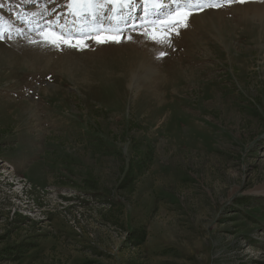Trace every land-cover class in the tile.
Wrapping results in <instances>:
<instances>
[{
    "label": "rangeland",
    "instance_id": "374dc122",
    "mask_svg": "<svg viewBox=\"0 0 264 264\" xmlns=\"http://www.w3.org/2000/svg\"><path fill=\"white\" fill-rule=\"evenodd\" d=\"M259 1L198 12L169 46L143 0L119 43L81 34L69 0H0V264H264ZM163 3L156 27L183 1ZM57 17L87 47L30 42Z\"/></svg>",
    "mask_w": 264,
    "mask_h": 264
},
{
    "label": "snow or ice",
    "instance_id": "6c2138e0",
    "mask_svg": "<svg viewBox=\"0 0 264 264\" xmlns=\"http://www.w3.org/2000/svg\"><path fill=\"white\" fill-rule=\"evenodd\" d=\"M248 0H183V4L177 6L176 11L167 12L164 15L170 19H165L160 27H156L154 22H149L151 30L145 32L150 39L160 44L171 45L172 35H179L180 31L177 27H187L189 20L198 12H202L207 8H224L231 7L234 3L244 4ZM133 0H69L68 10L69 15L72 16L73 26L78 27L79 31H85L89 34H95L98 43L104 42H121L122 30L119 24L125 20L124 11L129 9ZM145 6V17L154 15L164 7L163 0H143ZM110 8L109 15L110 23L105 25L101 22V17L105 15V9ZM52 23L57 24L61 28L57 32ZM175 29L174 32H169L168 27ZM68 28L67 23H61L60 18L57 17L55 22H49L47 26L41 27L38 35L41 37L40 41H30L31 43H51L53 46L60 47L61 44L69 47L83 48L87 45L82 40H76L73 43L71 35H65L63 29ZM7 31L0 24V36ZM69 33L71 29H68ZM126 39L131 40L129 35ZM166 53L160 52L162 58Z\"/></svg>",
    "mask_w": 264,
    "mask_h": 264
},
{
    "label": "bare ground",
    "instance_id": "6f19581e",
    "mask_svg": "<svg viewBox=\"0 0 264 264\" xmlns=\"http://www.w3.org/2000/svg\"><path fill=\"white\" fill-rule=\"evenodd\" d=\"M181 1H183V0H181ZM262 1H264V0H262ZM251 2H254V3H259L260 1L259 0H251ZM247 3V2H246ZM245 8V7H244ZM250 11H251V9L249 8V7H246V10L244 9V13L246 14V13H249L250 14ZM138 13V12H137ZM202 15V14H201ZM254 15H257L255 12L253 13V16ZM248 16V15H247ZM197 18H199V17H197ZM102 23H104L105 25H107L108 23H105V21H106V18H103L102 17ZM152 20H150V19H146V20H142V22H141V25L142 26H149L150 24H149V22H151ZM136 26V25H135ZM125 27H126V25L125 24H123L122 25V23H120L119 24V28L122 30V29H125ZM128 27V26H127ZM79 33V32H78ZM81 34H85V33H87V32H85V31H81L80 32ZM264 34V33H263ZM134 55V54H133ZM132 56V55H131ZM136 57V56H135ZM136 59V58H135ZM134 59V60H135ZM142 59V58H141ZM145 59V58H144ZM137 61H138V59H137ZM140 62H142V60L140 61ZM131 63H132V61H131ZM135 66V65H134ZM138 66H140L139 64H138ZM142 66V65H141ZM141 66H140V68H141ZM145 65H143V67H144ZM113 67H114V65H113ZM112 68V67H111ZM139 68V67H138ZM138 68H137V70H138ZM115 69H117V66H116V68ZM119 69V68H118ZM148 69V68H147ZM102 70V69H101ZM112 70V69H111ZM110 70V71H111ZM137 70H135V71H137ZM158 70V69H157ZM106 71V70H105ZM123 71H124V78H126V79H129L130 81L132 80V78H134L135 77V75L133 74V71H134V68H133V66H128L127 68H123ZM140 71V70H139ZM159 71V70H158ZM98 74V73H97ZM101 76V75H100ZM158 76H159V74H158ZM99 77V76H98ZM104 77H105V75H104ZM112 77V76H111ZM106 78V77H105ZM124 80V79H123ZM128 80V81H129ZM125 81V80H124ZM129 81V82H130ZM117 83H119V82H117ZM158 83V82H157ZM106 84V83H105ZM113 89V88H112Z\"/></svg>",
    "mask_w": 264,
    "mask_h": 264
}]
</instances>
